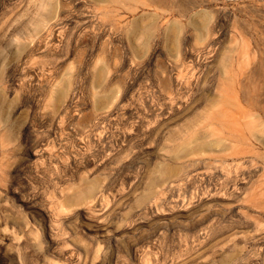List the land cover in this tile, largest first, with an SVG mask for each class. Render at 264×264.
<instances>
[{
    "label": "rangeland",
    "instance_id": "obj_1",
    "mask_svg": "<svg viewBox=\"0 0 264 264\" xmlns=\"http://www.w3.org/2000/svg\"><path fill=\"white\" fill-rule=\"evenodd\" d=\"M0 264H264V0H0Z\"/></svg>",
    "mask_w": 264,
    "mask_h": 264
},
{
    "label": "bare ground",
    "instance_id": "obj_2",
    "mask_svg": "<svg viewBox=\"0 0 264 264\" xmlns=\"http://www.w3.org/2000/svg\"><path fill=\"white\" fill-rule=\"evenodd\" d=\"M216 144H217V142H216ZM205 145H203V144H201L200 145V147H204ZM198 147H199V145H198ZM179 158V157H178ZM161 165V164H160ZM165 167V166H164ZM161 171V170H160ZM172 172V169H169V170H167V171H163L161 174H160V180H163V179H165L166 177H168L169 176V174ZM164 186V185H163ZM151 187V186H150ZM89 192V191H88ZM90 192H91V190H90Z\"/></svg>",
    "mask_w": 264,
    "mask_h": 264
}]
</instances>
